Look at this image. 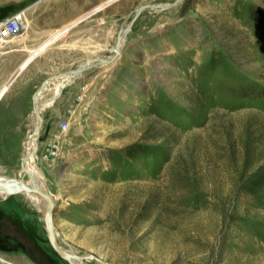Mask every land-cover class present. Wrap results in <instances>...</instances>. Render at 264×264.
Returning <instances> with one entry per match:
<instances>
[{
    "label": "rangeland",
    "instance_id": "rangeland-1",
    "mask_svg": "<svg viewBox=\"0 0 264 264\" xmlns=\"http://www.w3.org/2000/svg\"><path fill=\"white\" fill-rule=\"evenodd\" d=\"M174 1L104 2L76 63L114 56L139 6ZM123 38L42 114L32 157L57 244L84 264H264V0H182ZM31 129L0 149V177L29 180ZM0 196V264H69L31 194Z\"/></svg>",
    "mask_w": 264,
    "mask_h": 264
},
{
    "label": "crops",
    "instance_id": "crops-1",
    "mask_svg": "<svg viewBox=\"0 0 264 264\" xmlns=\"http://www.w3.org/2000/svg\"><path fill=\"white\" fill-rule=\"evenodd\" d=\"M1 1L0 20L22 11L26 23L18 37L0 52V149H10V143L16 149L22 147L23 134L29 135L32 130L34 95L46 80L47 71L57 70L54 76L64 75L90 60L77 64L78 59L73 55L79 51L92 52L95 35L103 32L95 33L83 24L94 16L91 14L102 10L108 0ZM50 38L54 40L49 41ZM92 69L68 82L53 102L60 90L54 87L52 94L46 95L45 99L50 101L47 107L60 104L68 90ZM51 115L52 111L48 112L47 118ZM42 131L45 134L46 128Z\"/></svg>",
    "mask_w": 264,
    "mask_h": 264
},
{
    "label": "water",
    "instance_id": "water-1",
    "mask_svg": "<svg viewBox=\"0 0 264 264\" xmlns=\"http://www.w3.org/2000/svg\"><path fill=\"white\" fill-rule=\"evenodd\" d=\"M182 0H175L172 3H166V4H162V5H156V4H145L142 6H139L135 12L134 15L132 17V20L126 25L125 27V35L126 36L128 34V32L131 30L134 22L136 21V19L139 17V15L146 11V10H152L154 12H162L165 10H169L172 9L173 7H175L176 5H178ZM116 50L117 52L120 50L119 47V41H117L116 44ZM117 57V54H115V57L113 59H102V60H96L95 63L97 65H109L111 64L114 59ZM93 62L91 60L82 63L78 68L68 71L67 73H65L64 75H59L56 77H49L47 78L42 84L40 88H43L46 84H51L52 81H55L59 78H62L63 76H65L66 78H68L69 80L72 79L71 81H73L74 79H76L77 77H79L83 72L92 69L93 66ZM66 86V84L64 83L63 87L60 88L59 93L57 94L56 97H53V102L59 97L62 89ZM33 113L37 116V124L34 127V131H38L41 127V118L37 112L36 107L33 104ZM32 138L34 139V135L32 136ZM37 151V146H35L33 153H36ZM21 166H22V160H21ZM30 183L25 186L23 185V187L21 186H17L18 188L15 189V192H19V193H28V192H32L34 195H36L37 199H38V203H39V207L41 210V217L42 220L44 222V227H45V232H46V237L47 240L50 244V246L52 247V249L55 251V253L61 257L62 259H64L66 262H68L69 264H71V255L67 254L65 252V250H63L62 248H60L54 238V224H53V209L55 207V203L54 200L52 198V196L48 193L47 190H45V188L41 185V183L38 181V178L35 175L30 176ZM12 183H15L16 185L18 184L17 181H13ZM12 183L7 184L8 186H10ZM20 185V184H18ZM9 188V187H8ZM77 256V255H76ZM79 256H77L78 258ZM73 259V257H72ZM100 264H105L103 261H98Z\"/></svg>",
    "mask_w": 264,
    "mask_h": 264
},
{
    "label": "bare ground",
    "instance_id": "bare-ground-1",
    "mask_svg": "<svg viewBox=\"0 0 264 264\" xmlns=\"http://www.w3.org/2000/svg\"><path fill=\"white\" fill-rule=\"evenodd\" d=\"M112 1H118V0H112ZM123 1V0H122ZM156 5H162V4H156ZM28 27V26H27ZM125 29L123 30V31H121L120 32V34H119V36L117 37V41H119V47H120V50L117 52V50H116V46L112 49L113 50V52L115 53V54H119L120 53V51H121V49H122V46H123V40H124V38L123 37H126V36H124L125 35ZM117 44V43H116ZM115 54H114V56H112V57H108V58H95V59H92L91 61L94 63L93 64V66L94 67H96V66H100V65H97L96 63H95V61L96 60H102V59H105V60H107V59H113L114 57H115ZM118 56V55H117ZM116 59V58H115ZM114 59V60H115ZM71 80L72 79H68V78H66L65 76H63L62 78H60V79H57V80H55V81H52V82H56V83H59L60 84V87H59V89L61 88V87H63V85H64V83L65 84H67L68 82L70 83L71 82ZM47 85L48 84H46L43 88H39L38 89V92L40 91V93H36L39 97H42L44 94H45V89H46V87H47ZM60 91V90H59ZM36 94L34 95V97L36 96ZM58 94V93H57ZM57 96V95H56ZM55 96V97H56ZM38 101V98L37 99H35V107H36V109H37V112H38V114H39V116H40V118H41V121H42V114H43V111H44V109H45V107L46 106H48V104H49V102L50 101H48V103H43V104H41V105H38V104H36V102ZM52 101H53V99H52ZM42 123V122H41ZM37 124V116L35 117V119H34V126L33 127H35V125ZM40 129H41V127H40ZM40 129L38 130V131H34V129H33V132H32V134H31V136H30V138H29V141H28V151H27V157H26V159H25V168L27 169V171L29 172V180H25V181H19V180H16V179H11V178H9V177H0V195H5V196H8V195H10V194H13V193H19V192H15L16 190L15 189H17L18 187L17 186H21V187H23V185H25V186H27L30 182V176H32V175H37L36 173H35V164H34V161H33V157H32V155H34V153H33V150H34V148H35V146H37V143H38V135H39V132H40ZM34 135V139L32 138V136ZM27 143V142H26ZM26 148H27V146H26ZM23 162H24V160H23ZM37 177V176H36ZM13 181H17L18 182V184H20V185H16L15 183H12ZM9 183H12L10 186H8L7 184H9ZM9 187V188H8ZM29 194H31L32 195V198L33 199H35V201H37V204L39 205V203H38V199H37V197H36V195H34L32 192H28ZM26 194V193H25ZM0 199H1V196H0ZM39 210H40V207H39ZM40 213H41V210H40ZM54 238H55V236H54ZM56 241V240H55ZM57 243V242H56ZM58 245V244H57ZM59 246V245H58ZM60 247V246H59ZM61 248V247H60ZM63 249V248H62ZM63 250H65V249H63ZM65 252L67 253V254H70L72 257H73V259H72V257H71V264H84L83 263V259L82 258H80V256L77 258V256H76V254H74L73 252H71V251H67V250H65ZM105 263V262H104ZM97 264H100L99 262L97 263ZM105 264H107V263H105Z\"/></svg>",
    "mask_w": 264,
    "mask_h": 264
},
{
    "label": "built area",
    "instance_id": "built-area-1",
    "mask_svg": "<svg viewBox=\"0 0 264 264\" xmlns=\"http://www.w3.org/2000/svg\"><path fill=\"white\" fill-rule=\"evenodd\" d=\"M25 26L26 23L22 11L0 20V52L11 40L18 37ZM61 128L63 130L66 129V123H63Z\"/></svg>",
    "mask_w": 264,
    "mask_h": 264
},
{
    "label": "flooded vegetation",
    "instance_id": "flooded-vegetation-1",
    "mask_svg": "<svg viewBox=\"0 0 264 264\" xmlns=\"http://www.w3.org/2000/svg\"><path fill=\"white\" fill-rule=\"evenodd\" d=\"M37 261V260H36Z\"/></svg>",
    "mask_w": 264,
    "mask_h": 264
}]
</instances>
